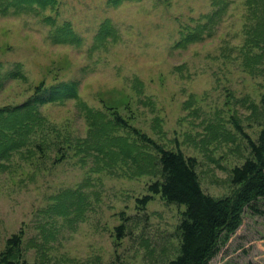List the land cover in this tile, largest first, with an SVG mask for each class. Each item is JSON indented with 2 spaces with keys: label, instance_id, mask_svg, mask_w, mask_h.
I'll return each mask as SVG.
<instances>
[{
  "label": "rangeland",
  "instance_id": "rangeland-1",
  "mask_svg": "<svg viewBox=\"0 0 264 264\" xmlns=\"http://www.w3.org/2000/svg\"><path fill=\"white\" fill-rule=\"evenodd\" d=\"M262 69L264 0H57L0 12V109L77 83L76 98L38 107L44 129L28 137L39 147L0 157V252L22 230L29 263L166 264L185 206L155 195L137 207L155 151L113 116L195 157L204 192L233 195L245 134L256 140L264 124ZM258 208L244 209L208 264H264Z\"/></svg>",
  "mask_w": 264,
  "mask_h": 264
},
{
  "label": "trees",
  "instance_id": "trees-1",
  "mask_svg": "<svg viewBox=\"0 0 264 264\" xmlns=\"http://www.w3.org/2000/svg\"><path fill=\"white\" fill-rule=\"evenodd\" d=\"M57 0H0V12L12 8L23 11L30 7L44 8L54 5ZM124 0H108L117 5ZM264 75V69H262ZM15 77V74H12ZM40 92L29 100L0 109V157L11 156L13 151L31 142L30 133L44 129L38 107L48 102L77 97L76 82H61L49 88H36ZM264 115V93L261 96ZM114 125L130 130L137 138L155 151L156 178L147 186L148 193L136 198L137 207L144 206L159 195L166 203L184 205L176 227L179 244L176 255L166 264H208V260L219 248L220 241L234 232L239 225L240 215L245 208L261 213L258 208L264 202V124L256 140L246 134L250 155L240 165L231 169V184L236 187L233 195L215 197L203 191L196 171L195 157L186 156L180 149H168L152 140L137 128L129 125L119 114H114ZM117 238L125 235L126 223L116 228ZM224 233V236L222 234ZM22 230L6 240L0 252V264H38L20 260Z\"/></svg>",
  "mask_w": 264,
  "mask_h": 264
}]
</instances>
